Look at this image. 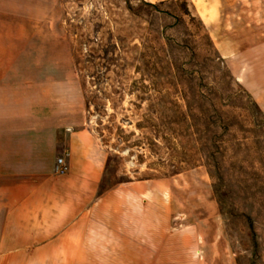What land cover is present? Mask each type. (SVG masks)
Returning a JSON list of instances; mask_svg holds the SVG:
<instances>
[{
	"label": "rangeland",
	"instance_id": "1",
	"mask_svg": "<svg viewBox=\"0 0 264 264\" xmlns=\"http://www.w3.org/2000/svg\"><path fill=\"white\" fill-rule=\"evenodd\" d=\"M0 9L66 43L82 123L107 155L105 190L161 189L172 218L216 230L234 264H264V114L233 61L264 29V0H0Z\"/></svg>",
	"mask_w": 264,
	"mask_h": 264
},
{
	"label": "crops",
	"instance_id": "2",
	"mask_svg": "<svg viewBox=\"0 0 264 264\" xmlns=\"http://www.w3.org/2000/svg\"><path fill=\"white\" fill-rule=\"evenodd\" d=\"M55 31L0 9V264H234L216 230L172 218L169 193L102 187L107 155L82 123L73 58ZM257 35L233 61L264 114ZM66 153L69 170L56 174Z\"/></svg>",
	"mask_w": 264,
	"mask_h": 264
},
{
	"label": "built area",
	"instance_id": "3",
	"mask_svg": "<svg viewBox=\"0 0 264 264\" xmlns=\"http://www.w3.org/2000/svg\"><path fill=\"white\" fill-rule=\"evenodd\" d=\"M67 156H68V154L66 153L56 160V164L54 167V172L56 174H65L66 172H68L69 166H68V163L66 160Z\"/></svg>",
	"mask_w": 264,
	"mask_h": 264
},
{
	"label": "trees",
	"instance_id": "4",
	"mask_svg": "<svg viewBox=\"0 0 264 264\" xmlns=\"http://www.w3.org/2000/svg\"><path fill=\"white\" fill-rule=\"evenodd\" d=\"M107 168H108V160H107V164H106V169H105V171L107 170Z\"/></svg>",
	"mask_w": 264,
	"mask_h": 264
}]
</instances>
